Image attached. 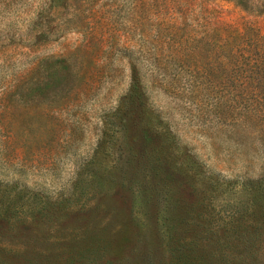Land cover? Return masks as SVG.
Masks as SVG:
<instances>
[{
  "label": "rangeland",
  "instance_id": "rangeland-1",
  "mask_svg": "<svg viewBox=\"0 0 264 264\" xmlns=\"http://www.w3.org/2000/svg\"><path fill=\"white\" fill-rule=\"evenodd\" d=\"M229 26L234 60L203 37ZM258 29L233 0H0V264H264Z\"/></svg>",
  "mask_w": 264,
  "mask_h": 264
},
{
  "label": "trees",
  "instance_id": "trees-1",
  "mask_svg": "<svg viewBox=\"0 0 264 264\" xmlns=\"http://www.w3.org/2000/svg\"><path fill=\"white\" fill-rule=\"evenodd\" d=\"M234 2H236L238 5L244 7L245 9L249 8L250 10H254V11H258L260 9H264V4H259V0H233ZM264 1V0H261ZM187 6H189L187 4ZM207 9V7H204ZM209 9V8H208ZM230 28V30H221L220 27H214L215 30H213L212 32H205L204 33V38L208 39L209 41L211 40L210 37L217 32V36L214 37V40H212L215 44V46L218 48V53L219 54H225L227 55V58H231V59H236V54L234 52L235 48H240L242 49L245 44V42L247 41L246 38L248 36H246L245 31L241 32L239 29L233 28L231 26L227 27ZM249 28V27H247ZM259 32L254 33L255 37H254V44H256V46L258 47V50H260L261 52L264 51V45H261V43L264 40V35L260 32V29H258ZM175 30L173 28H171V33H170V38L176 40L177 37V33L174 32ZM188 33V32H187ZM228 33V37L227 39L224 38V35ZM186 34V33H184ZM181 37V36H180ZM184 37V41L187 40L189 37H191L190 34H186V35H182L181 39ZM211 41V42H212ZM209 42V43H211ZM178 43V42H177ZM263 44V43H262ZM227 62H230L228 60H224Z\"/></svg>",
  "mask_w": 264,
  "mask_h": 264
}]
</instances>
